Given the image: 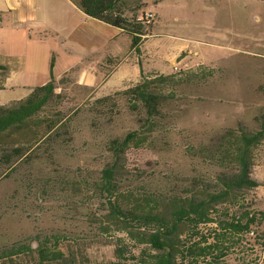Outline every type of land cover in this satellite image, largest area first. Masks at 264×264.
Masks as SVG:
<instances>
[{
  "label": "rangeland",
  "instance_id": "1",
  "mask_svg": "<svg viewBox=\"0 0 264 264\" xmlns=\"http://www.w3.org/2000/svg\"><path fill=\"white\" fill-rule=\"evenodd\" d=\"M145 4L142 13H154L155 35L141 47L146 54L140 63L143 68L175 73L170 63L174 58L183 69L203 63L222 70L199 91L176 100L177 118L171 128H165H170L166 141L155 150L130 149L123 156L122 177L142 178L152 190L165 191L174 186L172 182L178 177L193 174V165L185 155L187 144L207 142L223 129L238 124L254 130L262 120L264 0H159L157 5L145 0ZM0 15V52L11 56L2 60L12 59L14 64L5 88L0 89V104L26 97L33 87L53 77L58 80L56 92L63 96L56 107L71 119L73 135L66 144L55 145L52 156L36 148L30 159H20L0 176V249L69 231L81 239L89 230L84 217L81 219L86 209L81 203H70L60 192L58 182L81 176L82 172L97 173L109 157L104 148L106 141L138 126L135 115L125 109L112 121L101 119L92 126V115L81 111V105L121 85L120 76L126 69L131 76V60L140 55L130 52L129 36L102 23L92 42L64 41L67 20L62 19L58 8L50 22L59 36L42 33L29 39L34 33L33 25L27 30L16 29L10 13L1 11ZM75 20L73 16L70 22ZM123 58L126 60L102 85L104 91L99 96L65 80H74L82 68L103 78L104 71ZM185 64L189 66L185 68ZM77 106L81 107L74 112ZM251 176L261 185L245 192L247 203L264 210V147L257 153ZM62 242L65 245L66 239ZM82 253L75 264H118L113 244H91ZM13 264H34V260L22 254ZM258 264H264V251Z\"/></svg>",
  "mask_w": 264,
  "mask_h": 264
},
{
  "label": "trees",
  "instance_id": "2",
  "mask_svg": "<svg viewBox=\"0 0 264 264\" xmlns=\"http://www.w3.org/2000/svg\"><path fill=\"white\" fill-rule=\"evenodd\" d=\"M72 1L88 17L130 36L135 51L152 34L153 24L141 18L145 0ZM9 68L0 64V89ZM217 71L222 72L203 63L171 74L141 69L134 84L86 100L81 111L92 115V126L112 121L123 109L138 122L137 128L106 141L109 157L97 173L58 182L70 203L86 209L81 219L89 230L81 239L69 231L0 249V264H13L22 254L34 264H75L91 244H113L118 264H258L264 210L249 205L245 192L261 185L251 170L264 147V114L254 130L238 124L207 142L187 144L193 174L178 177L165 191L152 190L142 178L122 177L123 156L130 149L155 150L166 141L177 118L176 100L199 91ZM61 99L52 77L26 97L0 104V176L20 159H30L34 149L52 156L55 145L72 140L71 119L56 107Z\"/></svg>",
  "mask_w": 264,
  "mask_h": 264
},
{
  "label": "crops",
  "instance_id": "3",
  "mask_svg": "<svg viewBox=\"0 0 264 264\" xmlns=\"http://www.w3.org/2000/svg\"><path fill=\"white\" fill-rule=\"evenodd\" d=\"M55 8L60 10L62 15V19H66L67 23L63 26L65 29V36H63L64 41L65 39H70L71 41L82 43V42H92L95 34L101 28L99 23L105 24L97 19L88 17L81 9H79L72 0H0V13L1 11H7L11 14L13 21H14V28L20 29L23 28L24 30L31 29L29 25H33L34 33L29 37L32 38L35 35L41 36L42 33L44 35H58V32H54L55 26L51 24V15ZM38 10H41L38 12ZM75 16L77 21L70 22V19ZM1 18V15H0ZM50 18V19H48ZM1 25V22H0ZM107 25V24H106ZM109 26V25H108ZM112 27V26H110ZM115 28V27H114ZM105 31V29H104ZM117 31L120 32V35H127L121 32L120 29L117 28ZM43 35V34H42ZM155 33L151 35L144 36L141 43L139 44V51H135L130 48V52H137L139 53V57L136 59H132V67L130 69L131 76L128 75V70H124L123 74L120 76L122 84L114 87L112 90L109 89V93H113L120 88L128 87L135 82L138 81L141 69L143 71H155L159 73L169 74L172 72H166L159 70L160 68L146 69L143 68L141 63L142 57H146V54L141 51V47L143 43L150 37L154 36ZM59 36V35H58ZM128 36V35H127ZM130 37V36H129ZM131 39V38H130ZM131 45V42H130ZM0 57H9V54H5L0 52ZM0 60V64H8L10 66L9 71L12 69L11 67L14 66L13 60L10 59L9 61ZM126 59H122L117 62L114 66H111L110 69L104 71L103 78H99L95 72L90 71L88 68H82L79 70L76 78L72 79H65L69 83L76 84L77 86L85 89H90V93H93L95 96H99L100 91H104L102 89V85L106 83V81L111 78V76L116 72V69L120 62L125 61ZM172 65H176L179 69H183L181 66H178V60L172 59L170 62ZM185 68L189 66V64H185ZM192 66V65H190ZM8 76V74H7ZM7 78V77H6ZM6 80V79H5ZM58 80L54 79V83ZM5 88V83H4ZM3 88V89H4ZM57 89V87H56ZM107 95V94H105ZM104 96V95H101ZM14 101V100H13Z\"/></svg>",
  "mask_w": 264,
  "mask_h": 264
},
{
  "label": "built area",
  "instance_id": "4",
  "mask_svg": "<svg viewBox=\"0 0 264 264\" xmlns=\"http://www.w3.org/2000/svg\"><path fill=\"white\" fill-rule=\"evenodd\" d=\"M141 18L146 22V23H153L154 21V13L150 10L144 11ZM173 70L178 71L180 70L176 65H173Z\"/></svg>",
  "mask_w": 264,
  "mask_h": 264
}]
</instances>
